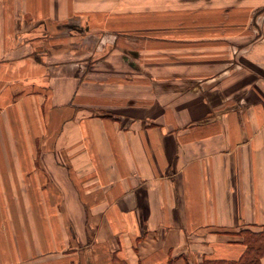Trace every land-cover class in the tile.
Segmentation results:
<instances>
[{
	"label": "crops",
	"instance_id": "crops-1",
	"mask_svg": "<svg viewBox=\"0 0 264 264\" xmlns=\"http://www.w3.org/2000/svg\"><path fill=\"white\" fill-rule=\"evenodd\" d=\"M67 3L0 0V264L238 260L264 229V14L257 47L199 60L172 95L110 78L81 47L104 29L45 50L17 30L73 19Z\"/></svg>",
	"mask_w": 264,
	"mask_h": 264
},
{
	"label": "rangeland",
	"instance_id": "rangeland-1",
	"mask_svg": "<svg viewBox=\"0 0 264 264\" xmlns=\"http://www.w3.org/2000/svg\"><path fill=\"white\" fill-rule=\"evenodd\" d=\"M67 5V12H75L73 19L56 23L50 30L44 22L29 19L18 23L17 30L47 32L50 37L37 40L45 50L59 39L71 42L66 37L76 32L104 29L96 40L82 41L81 47L97 52L103 46L101 53L106 52L115 69L121 70L111 72L110 78L130 80L138 69L141 85L152 80L162 92L165 83L173 82L172 95L191 79L186 71L194 70L199 60L214 63V70L228 68L231 52L237 56L241 49L257 47L263 40L261 26L256 24L264 14V0H71ZM59 30L63 37L55 38Z\"/></svg>",
	"mask_w": 264,
	"mask_h": 264
},
{
	"label": "trees",
	"instance_id": "trees-1",
	"mask_svg": "<svg viewBox=\"0 0 264 264\" xmlns=\"http://www.w3.org/2000/svg\"><path fill=\"white\" fill-rule=\"evenodd\" d=\"M244 242L246 250L238 260H203L200 264H261L264 257V229L259 232H247L244 236Z\"/></svg>",
	"mask_w": 264,
	"mask_h": 264
}]
</instances>
